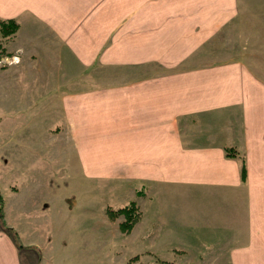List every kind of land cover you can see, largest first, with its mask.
I'll list each match as a JSON object with an SVG mask.
<instances>
[{
    "label": "crops",
    "instance_id": "crops-1",
    "mask_svg": "<svg viewBox=\"0 0 264 264\" xmlns=\"http://www.w3.org/2000/svg\"><path fill=\"white\" fill-rule=\"evenodd\" d=\"M17 16L66 57L52 83L85 174L139 184L216 262L264 264V0H0ZM22 246L0 229V264H31Z\"/></svg>",
    "mask_w": 264,
    "mask_h": 264
},
{
    "label": "rangeland",
    "instance_id": "rangeland-1",
    "mask_svg": "<svg viewBox=\"0 0 264 264\" xmlns=\"http://www.w3.org/2000/svg\"><path fill=\"white\" fill-rule=\"evenodd\" d=\"M10 19L15 33L0 25V207L31 264H228L183 245L139 184L85 174L57 97L66 86L52 83L70 72L58 69L66 57L25 40L35 23Z\"/></svg>",
    "mask_w": 264,
    "mask_h": 264
},
{
    "label": "trees",
    "instance_id": "trees-1",
    "mask_svg": "<svg viewBox=\"0 0 264 264\" xmlns=\"http://www.w3.org/2000/svg\"><path fill=\"white\" fill-rule=\"evenodd\" d=\"M1 28L3 29L4 34L6 35H11L13 33H15L18 29H19V24L17 23V21L15 19H10V20H5V21H1ZM226 152V156L230 157V158H235L238 157L239 153L235 150V148L233 147H228L225 150ZM239 158H241L242 160V164H241V174H242V179L246 180V175H247V168H246V164H245V160L242 156H240ZM128 209V208H127ZM125 209L124 212H126V215L128 217V220L131 218V213L132 210L131 208H129V210ZM3 205L2 207H0V225H1V230L3 232H5L6 234H8L16 243V245H18V247L23 248L22 244H20L18 242V238L15 234V231L6 226V222L3 219ZM125 221V223H123V227L126 228L127 226H129V221Z\"/></svg>",
    "mask_w": 264,
    "mask_h": 264
}]
</instances>
